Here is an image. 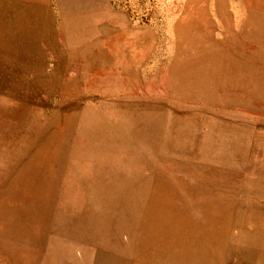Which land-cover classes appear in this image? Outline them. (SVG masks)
Listing matches in <instances>:
<instances>
[{"label":"rangeland","instance_id":"374dc122","mask_svg":"<svg viewBox=\"0 0 264 264\" xmlns=\"http://www.w3.org/2000/svg\"><path fill=\"white\" fill-rule=\"evenodd\" d=\"M263 163L264 0H0V264H264Z\"/></svg>","mask_w":264,"mask_h":264},{"label":"crops","instance_id":"0c3cea01","mask_svg":"<svg viewBox=\"0 0 264 264\" xmlns=\"http://www.w3.org/2000/svg\"><path fill=\"white\" fill-rule=\"evenodd\" d=\"M259 169L260 168H257V170ZM241 177H243V175ZM241 187L243 190H245V193L242 195L248 197L249 199L247 203H253L256 207V209H253V211H250V213L251 214L259 213L257 216V219H261L262 215H264V201H263V204H260L261 199L262 198L264 199V174L261 173L260 170L257 171L256 173L255 172L246 173L244 175V178H242ZM259 254L260 253H257V255L253 253L250 254V257L248 258L246 263L260 264V261L262 260V258Z\"/></svg>","mask_w":264,"mask_h":264}]
</instances>
